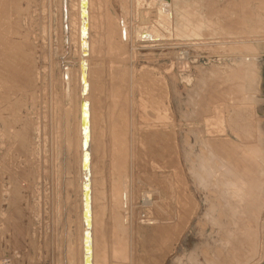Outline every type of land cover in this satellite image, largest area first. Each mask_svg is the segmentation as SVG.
<instances>
[{"label":"rangeland","instance_id":"obj_1","mask_svg":"<svg viewBox=\"0 0 264 264\" xmlns=\"http://www.w3.org/2000/svg\"><path fill=\"white\" fill-rule=\"evenodd\" d=\"M80 1H0V68L9 65V72L0 69V264H70L69 249L73 264H81ZM244 1L89 0L88 15L98 28L89 32L96 59L94 70L88 67L97 117L92 157L97 264H225L232 257L227 264H264L261 160L254 155L253 169L248 161L240 163L241 172L248 170L254 180L228 185L220 176L217 180L202 156L209 155L202 142L208 127L203 119L218 105L226 116L220 112L224 117L213 119L226 125L228 135L216 131L213 119L209 123L219 140H251L260 146L256 120L263 110L256 108L249 96L255 92L247 87L263 59L264 91V0ZM72 5L78 21L73 41ZM67 66L78 78L72 81L71 99L64 90ZM256 95L264 103V92ZM232 115L241 124L249 122V138L230 129ZM174 165L182 180L178 188Z\"/></svg>","mask_w":264,"mask_h":264},{"label":"bare ground","instance_id":"obj_2","mask_svg":"<svg viewBox=\"0 0 264 264\" xmlns=\"http://www.w3.org/2000/svg\"><path fill=\"white\" fill-rule=\"evenodd\" d=\"M1 1V0H0ZM236 1V0H235ZM244 1V0H243ZM245 1H247V0H245ZM244 1V2H245ZM252 1V0H251ZM256 1H258V0H256ZM261 1V0H260ZM259 1V2H260ZM2 2H4V1H2ZM230 2H232V1H230ZM264 2V1H263ZM262 2V3H263ZM6 3V2H5ZM147 3V2H146ZM158 3H160V2H158ZM243 3V2H242ZM246 3V2H245ZM262 3H260L261 4V6L263 5ZM2 4V3H1ZM4 4V3H3ZM2 4V5H3ZM7 4V3H6ZM248 4V3H247ZM223 5V4H222ZM242 5H244V4H242ZM241 5V6H242ZM259 5V4H258ZM4 6V5H3ZM6 6V5H5ZM251 6V5H250ZM260 6V7H261ZM74 5H72V7H71V12H70V14H69V16H70V22H69V29H70V34H71V39H72V41L73 40H76V37H77V34H76V32H77V24H78V21H77V18H76V16L74 15L75 14V10H74ZM256 7H257V5H256ZM8 8V7H7ZM239 8V7H238ZM234 9V8H233ZM256 9H258V7L256 8ZM1 10H3V9H1ZM4 10H6V9H4ZM9 10V9H8ZM88 10H89V0H88V4H87V15H88ZM163 10V9H162ZM235 10V9H234ZM250 10V9H249ZM254 10V9H253ZM262 10H264V9H262ZM159 11V10H158ZM161 11V10H160ZM252 11V10H251ZM4 12V11H3ZM164 12V11H163ZM238 12H240V11H238ZM243 12V11H242ZM247 12H248V10H247ZM247 12H246V15H247ZM1 13V12H0ZM241 13V12H240ZM245 13V12H244ZM249 13V12H248ZM252 12H250V17H251V14ZM7 14V13H6ZM164 14V13H163ZM242 14V13H241ZM240 14V15H241ZM255 14V12L253 13V15ZM260 14H262V12L260 11ZM259 14V15H260ZM3 15H5L4 13H3ZM2 15V16H3ZM80 15H81V1H80ZM97 15V14H96ZM160 15V14H159ZM180 15V14H179ZM233 15V14H232ZM240 15H239V17H240ZM263 15V14H262ZM64 16H65V18H66V21H67V19H68V16H67V7H66V4H65V13H64ZM107 16V15H106ZM165 16V15H164ZM178 16V15H177ZM237 16V15H236ZM245 16V15H244ZM256 16V15H255ZM6 17V16H5ZM100 17V15H97V18H99ZM254 17V16H253ZM221 18V17H220ZM241 18V17H240ZM239 18V19H240ZM255 18V17H254ZM4 19V18H3ZM6 19V18H5ZM149 19V18H148ZM158 19V18H157ZM234 19V18H233ZM252 19V18H251ZM88 21V25H87V34H88V38H87V40L85 41L84 40V34H83V19H82V15H81V20H80V34H81V43H80V53H81V66H80V71H81V87L78 89L79 90V94H80V97H79V95H78V99H79V101H77V106H78V102H79V108H80V116H79V119H78V125H77V127H78V129H77V133H78V140H77V145H78V150L77 151H79L78 152V160H77V162H78V164H79V169H78V180H77V182L79 183V189H80V196H81V226H80V228H81V234H80V236H79V239H80V242H79V257H80V260H81V264H86V260H85V243H86V238H85V235H86V224H85V220H84V209H85V201H84V188H85V183L87 182V180L90 182V201H91V215H90V219L92 220L91 221V227H89V230H90V238H91V248H90V250H91V254H90V256L92 257L91 258V264H97V262H98V255H97V244L99 245V242H98V240H97V238H96V227H95V224H96V219H95V201H94V188H95V185H94V175H95V164L93 163L94 161L92 160V157H94L93 156V150L95 149V147H94V145L95 144H93L94 143V139H95V130H96V128H97V126L95 125L96 123L95 122H97V121H95V120H97V119H95V118H97V117H95V115H96V112H95V110H94V108H93V101H92V99H91V90L89 89V83H88V67H89V69L91 70L92 68H91V61H92V63H95V62H93V58L92 57H94L95 59H96V57L94 56V47H92V48H90V50H89V43H90V34H89V32H90V30L91 31H93V29L94 28H97V27H95V26H93L92 25V22L90 21V18H89V15H88V19H87ZM145 20V19H144ZM162 20V19H161ZM221 20V19H220ZM225 20V19H224ZM223 20V21H224ZM238 20V19H237ZM241 20V19H240ZM244 20V19H243ZM242 20V21H243ZM246 20H248V18L246 19ZM1 21V20H0ZM5 21V20H4ZM3 21V22H4ZM230 21H231V19H230ZM234 21V20H233ZM242 21H241V23H242ZM256 21V20H255ZM102 22V21H101ZM101 22H100V20H99V24L101 25ZM132 22V21H131ZM164 22V21H163ZM225 22H226V20H225ZM244 22H246V21H244ZM106 23V22H105ZM160 23V22H159ZM234 23V22H233ZM236 23H237V21H236ZM235 23V24H236ZM238 23H239V21H238ZM108 24V23H107ZM106 24V25H107ZM158 24V23H157ZM179 24V21L177 20V18H176V25H178ZM226 24H228V23H226ZM7 25V24H6ZM163 25V24H162ZM230 25V24H229ZM234 25V24H233ZM241 25V24H240ZM262 25V24H261ZM105 26V25H104ZM165 26V25H164ZM182 26V25H181ZM226 26V25H225ZM228 26V25H227ZM226 26V27H227ZM5 27H7V26H5ZM9 27V26H8ZM256 27H261L259 24H257L256 25ZM3 28H4V26H3ZM67 28H68V26L66 25V30H67ZM165 28V27H164ZM231 28H233V27H231ZM98 29V28H97ZM177 29V28H176ZM6 30V29H5ZM230 30V29H229ZM6 32V31H5ZM149 32H151V31H149ZM8 33V32H7ZM181 33V32H180ZM184 34V33H183ZM150 35V34H149ZM159 36V35H158ZM146 37H147V35H146ZM149 37V36H148ZM161 37H163V36H161ZM2 38V37H1ZM159 38V37H158ZM3 39H4V37H3ZM8 39V38H7ZM151 39V38H150ZM153 39V38H152ZM155 39V38H154ZM153 39V40H154ZM159 40V39H158ZM3 41V40H2ZM5 41V40H4ZM8 41V40H7ZM157 41V40H156ZM219 41V40H218ZM87 42V43H86ZM150 42V41H149ZM11 44V43H10ZM4 45V44H3ZM12 45V44H11ZM1 46V45H0ZM6 46V45H5ZM8 47V46H7ZM18 48V47H17ZM2 49V48H1ZM6 50V49H5ZM18 50V49H17ZM84 50H86V52H87V54H85L84 53ZM19 51H20V49H19ZM5 52V51H4ZM22 52V51H21ZM15 53V52H14ZM16 53H18V52H16ZM25 53V52H24ZM7 55H9V53L7 54ZM10 55H12V54H10ZM18 55V54H17ZM33 55V54H32ZM5 56V55H4ZM15 55H13V56H11V57H14ZM19 56V55H18ZM24 56V55H23ZM27 56V55H26ZM31 56V55H30ZM88 56H89V58H88ZM29 57V56H28ZM32 57L33 56H31V59H32ZM2 58V57H1ZM10 58V57H9ZM16 58V57H15ZM25 58H27V57H25ZM91 58H92V60H91ZM5 59V58H4ZM13 59V58H12ZM94 59V60H95ZM3 60V59H2ZM18 60V59H17ZM83 60H86V63H87V66H86V92L85 91H83L82 90V87H83V84H82V74H83V71H82V62H83ZM99 60V59H98ZM97 60V61H98ZM7 61V60H6ZM8 61H9V59H8ZM8 61L7 62H5L6 64L8 63ZM10 61H12L11 59H10ZM34 61V60H33ZM260 61H261V63L259 62V64H260V66L262 67V62H263V59H260ZM0 62H2V61H0ZM19 62H21V61H19ZM23 62V61H22ZM21 62V63H22ZM4 63V62H3ZM5 63L3 64V65H5ZM11 63H13V62H11ZM15 63V62H14ZM20 63V64H21ZM28 63V62H27ZM9 64V63H8ZM25 64V63H24ZM28 64H30V63H28ZM259 64H258V68L259 69H257V67H256V71L254 70V72H253V82L251 83V84H249L248 85V87H247V89L248 90H252L253 92H255L254 94L251 92H249V96H252V97H254V99H253V102L256 104V108L258 109V110H260L261 108V111H262V114L258 117V119L256 120V123H257V125L259 126V132H257V139L259 140V142H260V146L259 145H256V144H254V145H252L254 142H252L251 140H249L248 142H246V143H244V144H241L240 142H238V141H232L231 139V141H229V140H227V141H224V140H219V137H217L216 136V134L215 133H213V132H215V130H214V126L212 125V120L211 119H213V118H218L219 117V115L222 113V111L223 110H220V107H222V105L220 106V105H218V106H214L213 107V113L211 112V113H209V114H211L210 116H209V114H208V112H210V109H208V111H205L206 112V114H208V115H205V116H208L209 118H206V119H203L204 120V122L208 125V127H207V129L206 130H204V133L206 134V136H205V138H201L202 139V142L205 144L204 146H205V148H207L208 149V151H209V155L206 153V151L205 152H203V157H204V159H203V163H206V161H207V164H208V166L210 167V169H213V171H211L212 173H214L215 174V177L217 178V180L219 179L217 176H220L221 178L220 179H226V181H228V185L229 184H231V185H233V184H237V183H239V181H241L242 179H244V180H248V179H251V180H254V176L253 175H251V172L249 173V171L247 170V171H243L242 170V172H241V170H240V163L242 162L243 164H245L247 161V165H249L250 166V169H253V167H254V164L260 159L261 160V164H262V176L264 177V103H262V101L260 100V97L258 96V95H256V93H258V92H264L263 91V86L261 85V76L259 75V73H260V68L261 67H259ZM16 65V64H15ZM6 66H9V65H6ZM6 66H4V68H2V69H5L6 68ZM28 66V65H27ZM15 67V66H14ZM32 67H34L33 66V63H32ZM0 68V69H1ZM18 68H20V67H18ZM22 68V67H21ZM255 68V67H254ZM7 69V68H6ZM10 69V68H9ZM29 69V68H28ZM34 69V68H33ZM100 69V68H99ZM98 69V70H99ZM264 69V68H263ZM13 70V69H12ZM25 70H26V67H25ZM92 70H94V69H92ZM261 70H262V68H261ZM7 71H8V69H7ZM28 71V70H27ZM26 71V72H27ZM2 72V71H1ZM9 72V71H8ZM14 72H16L15 71V69H14ZM24 72V71H23ZM29 72V71H28ZM31 72V71H30ZM65 76H64V78H65V86H64V90H66V94L65 95H68V97H70V99H71V95H73V90H72V88H73V86H72V81L73 82H76V80L78 79V78H76V76H74L73 75V73H72V71L70 70V67L69 66H67V68L65 69ZM95 72H97V70L95 71ZM1 74V73H0ZM5 74H6V72H5ZM8 74V73H7ZM10 74H12V73H10ZM18 74V73H17ZM29 74V73H28ZM31 74H33V73H31ZM15 75V74H14ZM262 75V74H261ZM5 76V75H4ZM10 76V75H9ZM11 76H13V75H11ZM16 76V75H15ZM2 77V76H1ZM175 77V76H174ZM15 78V77H14ZM17 78V77H16ZM22 78V77H21ZM2 79V78H1ZM27 79V78H26ZM3 80V79H2ZM6 80V79H5ZM7 80H9V79H7ZM15 80V79H14ZM23 80V79H22ZM16 81V80H15ZM7 82V81H6ZM27 82H29V80L28 81H26V82H24V83H27ZM31 82V81H30ZM16 83V82H15ZM19 83V82H18ZM20 83H22V81L20 82ZM32 83V82H31ZM30 83V84H31ZM156 83V82H155ZM165 83H167V82H165ZM6 84V83H5ZM150 84V83H149ZM9 85V84H8ZM7 85V86H8ZM16 85V84H15ZM21 85V84H20ZM73 85H74V83H73ZM167 85V84H166ZM215 85V84H214ZM6 86V85H5ZM31 86V85H30ZM156 86H157V84H156ZM10 87V86H9ZM22 87H23V85H22ZM22 87H20V88H22ZM2 88V87H1ZM12 88V87H11ZM159 88V87H158ZM16 89V88H15ZM14 89V90H15ZM18 89V88H17ZM24 89V88H23ZM74 89V88H73ZM28 90V89H27ZM154 90V89H153ZM6 91H8V89L6 90ZM22 91V90H21ZM155 91V90H154ZM1 92H3V91H1ZM28 92V91H27ZM169 92V91H168ZM5 92H3V94H4ZM15 93V92H14ZM145 93V92H144ZM147 93V92H146ZM154 93V92H153ZM17 94H18V92H17ZM28 94V93H27ZM77 94V93H76ZM169 94V93H168ZM210 94H212V93H210ZM214 94V93H213ZM212 94V95H213ZM216 94H218V92L217 93H215L214 95L216 96ZM221 95H222V93H220ZM142 95V94H141ZM158 95V94H157ZM9 96V95H8ZM21 97V95L19 96V98ZM76 97V96H75ZM121 97V96H120ZM147 97V96H146ZM217 97L218 96H216V102H218L217 101ZM219 97H221V96H219ZM218 97V98H219ZM4 98V97H3ZM150 98V97H149ZM66 99V98H65ZM73 99V98H72ZM75 99V98H74ZM160 99V98H159ZM158 99V100H159ZM211 96H210V100H208L209 102L211 101ZM221 99V98H220ZM77 100V99H76ZM75 100V101H76ZM83 100H86L87 102H88V108H89V122H88V126L87 127H89V136H90V138H89V167L88 168H86L85 169V164H83L84 163V153H85V145H84V132H85V127L84 126H82V116H83V108H82V103H83ZM127 100V99H126ZM126 100H125V102H126ZM150 100V99H149ZM168 100H169V96H168ZM214 100V99H213ZM70 101H72V100H69V102ZM154 102H155V100H153ZM15 101H13V103H14ZM23 102V101H22ZM116 102H119L118 100L116 101ZM156 102H157V100H156ZM212 102V101H211ZM215 102V103H216ZM20 103V102H19ZM119 103H121V102H119ZM169 103V102H168ZM220 103V102H219ZM23 104V103H22ZM70 104H71V102H70ZM149 104V103H148ZM171 104V103H170ZM209 104H211V103H209ZM214 103H212V105H213ZM13 105V104H12ZM20 105V104H19ZM58 105V104H57ZM117 105V104H116ZM134 105V104H133ZM205 105H208V104H205ZM215 105H217V104H215ZM11 106V105H10ZM15 106V105H14ZM18 106V105H17ZM129 106H130V104H129ZM156 106V105H155ZM21 107V106H20ZM158 107V106H157ZM8 108V107H7ZM11 108H13V106L11 107ZM56 108V107H55ZM59 108V107H58ZM129 108V107H128ZM205 108H206V106H205ZM204 108V109H205ZM224 108H225V106H224ZM18 109V108H17ZM20 109V108H19ZM157 109V108H156ZM197 109V108H196ZM204 109H201V110H204ZM6 110V109H5ZM127 110V109H126ZM152 110H153V108H152ZM161 110V109H160ZM7 111V110H6ZM9 111V110H8ZM15 111V110H14ZM56 111V110H55ZM123 111H125V110H123ZM128 111H129V109H128ZM5 112V111H4ZM127 112V111H126ZM130 112V111H129ZM150 112V111H149ZM171 112H172V110H171ZM204 112V111H203ZM204 112V113H205ZM221 112V113H220ZM15 113V112H14ZM156 113V112H155ZM201 113V112H200ZM203 113V114H204ZM225 113V112H224ZM16 114V113H15ZM58 114V113H57ZM115 114V113H114ZM223 114V113H222ZM221 114V115H222ZM22 115V114H21ZM60 115V114H59ZM126 115V114H125ZM220 115V116H221ZM224 115V114H223ZM4 116V115H3ZM16 116V115H15ZM127 116V115H126ZM168 116V115H167ZM173 116V115H172ZM177 116V115H176ZM224 116H226V114L224 115ZM223 116V117H224ZM228 116V115H227ZM7 117V116H6ZM10 117V116H9ZM8 117V118H9ZM13 117V116H12ZM18 117V116H17ZM22 117V116H21ZM68 117V116H67ZM113 117V116H112ZM222 117V116H221ZM222 117V118H223ZM20 118V117H19ZM117 118V117H116ZM123 118V117H122ZM172 118V117H171ZM222 118H219L218 120H220V119H222ZM229 118V119H228ZM227 119H228V123H229V127H231L230 129H232L234 132H237V136H240V135H242L243 136V138L244 139H246V138H249V136H250V133H251V125L249 124V122H247L245 119H243V123L241 124V122H240V119L239 120H237V117L235 116V120L233 119V115H232V118L231 117H228ZM5 119V118H4ZM118 120H119V118H117ZM170 119V118H169ZM176 119V118H175ZM198 119V118H197ZM215 119H213V122L215 121ZM20 120V119H19ZM192 120V119H191ZM209 120H211L210 122L211 123H209ZM125 121H126V119H125ZM170 121V120H169ZM174 121V120H173ZM221 121V120H220ZM220 121H216V122H214V123H216V131H218L219 132V134L222 132L223 134H226L227 133V128H226V125L225 126H223L222 125V122H220ZM222 121H226V119H224V120H222ZM6 122H7V119H6ZM5 122V123H6ZM118 122V121H117ZM127 122V121H126ZM221 124H220V123ZM113 123V122H112ZM120 123V122H119ZM189 123V122H188ZM7 124V123H6ZM118 124V123H117ZM129 124V123H128ZM190 124H192V123H190ZM13 125V124H12ZM16 125V124H15ZM126 125V124H125ZM177 124H175L174 126H176ZM218 125V126H217ZM119 126V125H118ZM123 126V125H122ZM121 126V127H122ZM198 126V125H197ZM213 126V127H212ZM227 126V127H228ZM14 127V126H13ZM117 127V126H116ZM127 127V126H126ZM212 127V128H211ZM9 128V127H8ZM11 128V127H10ZM128 128V127H127ZM12 129V128H11ZM174 129V128H173ZM176 129V128H175ZM6 130V129H5ZM18 130V129H17ZM119 130H122V128L121 129H119ZM170 130V129H169ZM172 130V129H171ZM202 130V129H201ZM4 131V130H3ZM129 131V130H128ZM13 132V131H12ZM120 132V131H119ZM122 132V131H121ZM123 132H124V130H123ZM127 132V131H126ZM169 132V131H168ZM192 132V131H191ZM195 132V131H194ZM18 133V132H17ZM171 133V132H170ZM175 133V132H174ZM198 133V132H197ZM217 133V132H216ZM194 134V133H193ZM196 134V133H195ZM199 134V133H198ZM204 134V135H205ZM240 134V135H239ZM127 135V134H126ZM203 135V136H204ZM228 134H226V136H227ZM19 136V135H18ZM116 136H117V134H116ZM174 136V135H173ZM208 136V137H207ZM210 136V137H209ZM118 137H119V135H118ZM221 138H222V136H220ZM229 137V136H228ZM172 138V137H171ZM178 138V137H177ZM220 138V139H221ZM121 139V138H120ZM225 139V138H224ZM227 139V138H226ZM243 139V140H244ZM56 140V139H55ZM122 140H123V138H122ZM122 140H120L121 142H122ZM253 140L254 141H256V139L255 138H253ZM60 141V140H59ZM124 142V141H123ZM125 143V142H124ZM127 143V142H126ZM200 143V142H199ZM19 144V143H18ZM122 145V144H121ZM126 145V144H125ZM128 145V144H127ZM126 145V146H127ZM23 146H24V144H23ZM123 146V145H122ZM178 146V145H177ZM257 146V147H256ZM20 147V146H19ZM121 147V146H120ZM125 147V146H124ZM23 148V147H22ZM117 148V147H116ZM178 148V147H177ZM202 148V147H201ZM175 149V148H174ZM24 150H25V148H24ZM127 150V149H126ZM248 150H250L251 151V153H249L248 152ZM98 151V150H97ZM117 151V150H116ZM125 151V150H124ZM200 151V150H199ZM201 151H203V150H201ZM95 153V152H94ZM170 153V152H169ZM177 153V152H176ZM196 153V152H195ZM114 154V153H113ZM202 154V153H201ZM96 155V154H95ZM116 155V154H115ZM250 155H252L253 156V158H254V155H256V159H258V157H259V159L258 160H255V158L254 159H252V158H249V156ZM126 156V155H125ZM122 157V156H121ZM127 157V156H126ZM125 157V158H126ZM129 157H130V155H129ZM217 158L219 161H215V159L213 160V158ZM173 159H172V161L174 160V157H172ZM179 158H180V156H179ZM179 158H177V159H179ZM127 159H128V157H127ZM169 159V158H168ZM177 159H176V161H177ZM192 159V158H191ZM114 160H115V158H114ZM193 160V159H192ZM206 160V161H205ZM200 161V160H199ZM216 162L214 165H211V164H213V162ZM180 162L181 161H179V165H180ZM195 162V161H194ZM201 162V161H200ZM173 163H174V161H173ZM177 164V163H176ZM182 165V164H181ZM202 165H204V164H202ZM177 166V165H176ZM205 166H206V168H207V165L205 164ZM61 168V167H60ZM173 168V167H172ZM129 169V168H128ZM127 169V170H128ZM179 167L177 166V168L175 167V165H174V169L173 170H175L174 172L176 173L175 174V180H176V187L179 185V181H180V179H179V177L180 176H178L179 174ZM209 168H208V170H210ZM119 170H121V169H119ZM126 170V171H127ZM122 171V170H121ZM120 171V172H121ZM210 172V171H209ZM20 173V172H19ZM173 173V172H172ZM21 174V173H20ZM174 175V174H173ZM172 175V176H173ZM24 176V175H23ZM123 176V175H122ZM126 176V175H125ZM124 176V177H125ZM171 176V177H172ZM185 176V175H184ZM229 176H230V178H229ZM57 177V176H56ZM123 177V178H124ZM121 178L122 177H120V178H118L119 180H121ZM177 178L179 179V180H177ZM172 179H174V178H172ZM182 181V180H181ZM180 181V182H181ZM216 181V180H215ZM174 182V181H173ZM88 183V182H87ZM184 183V182H183ZM216 183L218 184V182L216 181ZM219 183H220V181H219ZM222 183V182H221ZM174 184V183H173ZM70 185V184H69ZM187 185V184H186ZM222 185H224L223 183H222ZM230 185V186H231ZM174 186V185H173ZM226 186V185H225ZM229 186V187H230ZM100 187V186H99ZM99 187L97 188V189H99ZM174 188V187H173ZM178 188V187H177ZM185 188H187V187H185ZM180 189V188H179ZM179 189H178V191H179ZM174 191V190H173ZM227 192H228V190H226ZM236 190H234V192H235ZM239 192V189H237V191H236V193H238ZM221 193V192H220ZM186 194V193H185ZM190 194V193H189ZM188 194V195H189ZM222 194H223V192H222ZM61 195V194H60ZM173 196V195H172ZM146 197H150L149 196V194H148V196H146ZM180 197V193L179 192H175V198H177L176 200H178V199H181V198H179ZM185 197H187V196H185ZM184 198V197H183ZM175 200V201H176ZM179 201V200H178ZM177 201V203L178 204H180L179 202ZM177 205V204H176ZM175 205V206H176ZM178 207H179V205H177ZM182 206V205H181ZM179 208H181V207H179ZM178 210V209H177ZM179 210H181V209H179ZM182 211V210H181ZM177 214H178V212H177ZM182 215V213H180V216ZM191 215V214H190ZM176 216V215H175ZM183 216V215H182ZM177 218H179V216L177 217ZM182 218V217H181ZM179 220V219H178ZM235 237H237V236H235ZM240 237V238H239ZM238 238L241 240V242H242V244L244 243L245 244V240L243 239L244 237L243 236H239ZM166 238V237H165ZM227 239H228V237H227ZM166 240V239H165ZM164 240V241H165ZM229 240V239H228ZM232 240V239H231ZM237 240V239H236ZM235 240V241H236ZM166 242V241H165ZM231 242V241H230ZM233 242V241H232ZM167 243V242H166ZM247 243V242H246ZM165 244V243H164ZM163 244V245H164ZM239 244H241V243H239ZM249 244V243H248ZM247 244V245H248ZM160 245H162V244H160ZM232 245H234V244H232ZM236 245V244H235ZM167 246V245H166ZM71 247H72V245H71ZM235 247H237L238 248V246H235ZM165 248V247H164ZM236 248V249H237ZM62 249V248H61ZM232 250H235L234 248L232 249ZM231 250V251H232ZM68 262L70 263V264H73V262H74V260H75V257H71V255H73V250L72 249H69L68 250ZM77 253V252H76ZM229 253H231V252H229ZM102 255V254H101ZM100 255V256H101ZM233 256V255H232ZM78 257V258H79ZM229 258H230V256H229ZM232 259H233V257H232ZM232 259H230V260H228V261H230L231 262V260ZM224 261H226V259L225 260H223V262ZM227 261V262H228ZM233 261V260H232ZM227 262H225V264H227ZM234 262V261H233ZM88 264V263H87ZM99 264V263H98ZM222 264H224V263H222ZM228 264H230V263H228ZM233 264V263H232ZM258 264V263H257Z\"/></svg>","mask_w":264,"mask_h":264},{"label":"water","instance_id":"obj_3","mask_svg":"<svg viewBox=\"0 0 264 264\" xmlns=\"http://www.w3.org/2000/svg\"><path fill=\"white\" fill-rule=\"evenodd\" d=\"M87 4H88V0H81V15H82V19H83V34H84V40L86 41L88 38V34H87V25H88V15H87ZM87 43V42H86ZM84 53L87 54L86 50H84ZM86 60H83L82 62V90L83 91H87L86 90ZM82 108H83V116H82V126L85 127V132H84V145H85V153H84V163L85 164V169L89 167V127L88 126V122H89V108H88V102L86 100H83L82 103ZM88 182V183H87ZM87 182L85 183V188H84V201H85V209H84V220H85V224H86V243H85V260H86V264H91V238H90V230L89 227H91V219H90V215H91V201H90V182L87 180Z\"/></svg>","mask_w":264,"mask_h":264}]
</instances>
